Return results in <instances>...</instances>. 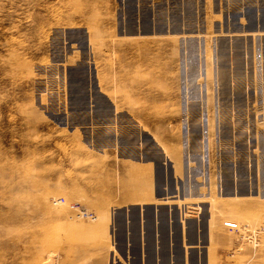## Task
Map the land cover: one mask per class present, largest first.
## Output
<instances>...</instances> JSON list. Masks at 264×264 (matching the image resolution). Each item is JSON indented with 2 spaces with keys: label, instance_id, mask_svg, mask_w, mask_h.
Here are the masks:
<instances>
[{
  "label": "rangeland",
  "instance_id": "374dc122",
  "mask_svg": "<svg viewBox=\"0 0 264 264\" xmlns=\"http://www.w3.org/2000/svg\"><path fill=\"white\" fill-rule=\"evenodd\" d=\"M104 96L153 115L108 129L176 146L185 216L235 221L234 251L264 264V0H0V264H102Z\"/></svg>",
  "mask_w": 264,
  "mask_h": 264
},
{
  "label": "crops",
  "instance_id": "0c3cea01",
  "mask_svg": "<svg viewBox=\"0 0 264 264\" xmlns=\"http://www.w3.org/2000/svg\"><path fill=\"white\" fill-rule=\"evenodd\" d=\"M100 104L108 107V112L97 113L98 119H103L98 124L102 127L86 133L91 135L92 131L98 136L95 139L92 133L93 142L88 145L96 152L92 157L97 161L95 194L100 201V239L97 240L100 250L91 251L90 258L97 253L94 258L102 264H261L251 262L253 255L244 249L242 242L241 250L234 251L236 245L230 234L224 227L211 224L207 209L185 216L177 206L173 195L180 173L175 170V145L168 142L163 148L147 131H144L145 141L140 143V136L133 130L107 128L113 119L146 120L152 114L116 112L114 103L105 96ZM154 145L160 150L157 159ZM180 153L183 154L181 150ZM80 157V162L76 158L79 167L72 169L79 173L75 176L77 183L84 185L82 177L88 167L83 162L88 155L84 153Z\"/></svg>",
  "mask_w": 264,
  "mask_h": 264
},
{
  "label": "built area",
  "instance_id": "2783aa9c",
  "mask_svg": "<svg viewBox=\"0 0 264 264\" xmlns=\"http://www.w3.org/2000/svg\"><path fill=\"white\" fill-rule=\"evenodd\" d=\"M52 202H53V204L56 205V204L63 202V199H61V200L60 199H54ZM71 206H73V205H71ZM76 210L78 211L76 214L80 215L81 217L88 215V212L86 210H82L80 208L75 207L74 211H76ZM87 218H91V217L87 216ZM222 225L229 230L241 229V227L238 226V224L235 221L225 220V221H223Z\"/></svg>",
  "mask_w": 264,
  "mask_h": 264
},
{
  "label": "bare ground",
  "instance_id": "6f19581e",
  "mask_svg": "<svg viewBox=\"0 0 264 264\" xmlns=\"http://www.w3.org/2000/svg\"><path fill=\"white\" fill-rule=\"evenodd\" d=\"M94 219H95V217H94Z\"/></svg>",
  "mask_w": 264,
  "mask_h": 264
}]
</instances>
